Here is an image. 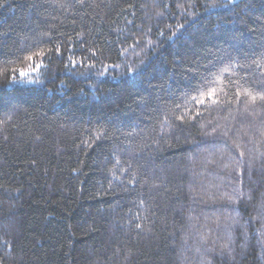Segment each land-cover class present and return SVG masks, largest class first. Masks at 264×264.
Instances as JSON below:
<instances>
[{
  "label": "trees",
  "instance_id": "obj_1",
  "mask_svg": "<svg viewBox=\"0 0 264 264\" xmlns=\"http://www.w3.org/2000/svg\"><path fill=\"white\" fill-rule=\"evenodd\" d=\"M0 264H264V0H0Z\"/></svg>",
  "mask_w": 264,
  "mask_h": 264
}]
</instances>
